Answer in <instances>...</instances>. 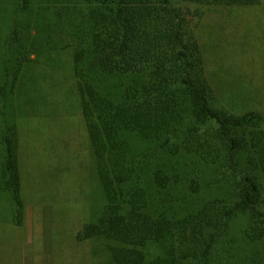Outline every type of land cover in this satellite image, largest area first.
Here are the masks:
<instances>
[{
	"label": "trees",
	"instance_id": "1",
	"mask_svg": "<svg viewBox=\"0 0 264 264\" xmlns=\"http://www.w3.org/2000/svg\"><path fill=\"white\" fill-rule=\"evenodd\" d=\"M213 6L264 15V0H0L7 221L24 219L18 123L62 88L26 68L67 53L101 200L76 239L106 264H264V118L228 106L205 68L195 32Z\"/></svg>",
	"mask_w": 264,
	"mask_h": 264
},
{
	"label": "rangeland",
	"instance_id": "2",
	"mask_svg": "<svg viewBox=\"0 0 264 264\" xmlns=\"http://www.w3.org/2000/svg\"><path fill=\"white\" fill-rule=\"evenodd\" d=\"M190 21L193 26L197 19ZM199 29L195 34L205 68L227 105L258 111L264 118V15L260 7L213 6ZM63 57L61 70L36 63L26 68L27 72L35 68L42 84L44 79L57 84L62 80V88L42 89L41 111L18 123L24 219L20 225L7 221L8 209L0 200V260L106 264L101 244L76 239L77 230L101 200L82 116L66 92L71 87L70 57L67 53Z\"/></svg>",
	"mask_w": 264,
	"mask_h": 264
}]
</instances>
